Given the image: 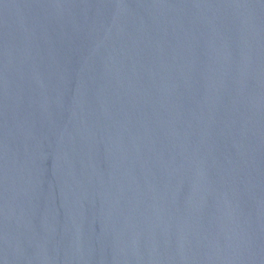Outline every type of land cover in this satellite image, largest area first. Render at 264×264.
<instances>
[{
  "label": "water",
  "instance_id": "obj_1",
  "mask_svg": "<svg viewBox=\"0 0 264 264\" xmlns=\"http://www.w3.org/2000/svg\"><path fill=\"white\" fill-rule=\"evenodd\" d=\"M0 264H264V0H0Z\"/></svg>",
  "mask_w": 264,
  "mask_h": 264
}]
</instances>
